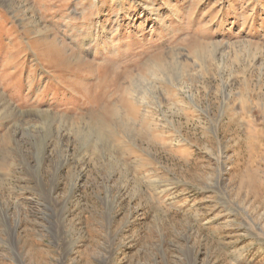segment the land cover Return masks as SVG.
<instances>
[{"label":"rangeland","instance_id":"374dc122","mask_svg":"<svg viewBox=\"0 0 264 264\" xmlns=\"http://www.w3.org/2000/svg\"><path fill=\"white\" fill-rule=\"evenodd\" d=\"M0 264H264V0H0Z\"/></svg>","mask_w":264,"mask_h":264}]
</instances>
